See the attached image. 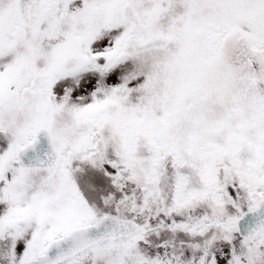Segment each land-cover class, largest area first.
<instances>
[{
	"label": "snow or ice",
	"instance_id": "1",
	"mask_svg": "<svg viewBox=\"0 0 264 264\" xmlns=\"http://www.w3.org/2000/svg\"><path fill=\"white\" fill-rule=\"evenodd\" d=\"M0 264H264V0H0Z\"/></svg>",
	"mask_w": 264,
	"mask_h": 264
}]
</instances>
